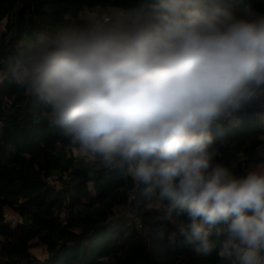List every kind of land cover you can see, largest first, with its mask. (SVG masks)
Returning <instances> with one entry per match:
<instances>
[{
    "label": "clouds",
    "instance_id": "9594fccd",
    "mask_svg": "<svg viewBox=\"0 0 264 264\" xmlns=\"http://www.w3.org/2000/svg\"><path fill=\"white\" fill-rule=\"evenodd\" d=\"M17 83L52 122L106 168L126 169L188 242L220 264H264V170L238 176L216 162L213 130L264 99V12L252 0H140L27 53Z\"/></svg>",
    "mask_w": 264,
    "mask_h": 264
},
{
    "label": "trees",
    "instance_id": "16d2710c",
    "mask_svg": "<svg viewBox=\"0 0 264 264\" xmlns=\"http://www.w3.org/2000/svg\"><path fill=\"white\" fill-rule=\"evenodd\" d=\"M139 2L0 0V264H220L215 230L210 249L188 242L181 231L187 217L169 212L158 190L147 193L126 169L103 167L86 152L69 155L80 146L52 122L50 105L17 83L22 61L41 41L86 24L92 12ZM252 4L264 12V0ZM221 125L213 130L216 162L238 176L259 168L264 99ZM129 209L140 232L123 215Z\"/></svg>",
    "mask_w": 264,
    "mask_h": 264
},
{
    "label": "rangeland",
    "instance_id": "374dc122",
    "mask_svg": "<svg viewBox=\"0 0 264 264\" xmlns=\"http://www.w3.org/2000/svg\"><path fill=\"white\" fill-rule=\"evenodd\" d=\"M68 153H69V155L73 156L74 158H85L86 157V153L84 151H82L81 149H78V148H74V147L71 148V150ZM259 168L264 170V151L262 152V163H261ZM123 215L126 218V216L127 217L130 215L133 216L134 212H133V210H131V211L124 210ZM5 219L11 224H13L17 221L16 215H14L12 213H6ZM130 219H131L132 223L135 225L136 219L135 218H130ZM138 231L140 232L141 229ZM31 254L35 258L40 259V260H43L45 258V253L42 249H34L31 251Z\"/></svg>",
    "mask_w": 264,
    "mask_h": 264
},
{
    "label": "built area",
    "instance_id": "2783aa9c",
    "mask_svg": "<svg viewBox=\"0 0 264 264\" xmlns=\"http://www.w3.org/2000/svg\"><path fill=\"white\" fill-rule=\"evenodd\" d=\"M128 9H130V8H128ZM127 211H131V210L129 209V210H127ZM130 214H131V213H130ZM130 216H131V215H130ZM130 216H128L129 218L126 216V218H127V219L134 218V215L131 216V217H130ZM130 220H131V219H130ZM134 226H135V228H136L137 230H140V229H141V226H140V224H139L137 221H136V223H135Z\"/></svg>",
    "mask_w": 264,
    "mask_h": 264
}]
</instances>
